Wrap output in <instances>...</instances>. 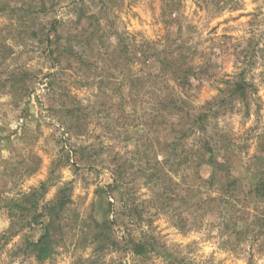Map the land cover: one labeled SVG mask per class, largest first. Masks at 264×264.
I'll use <instances>...</instances> for the list:
<instances>
[{
  "label": "rangeland",
  "instance_id": "1",
  "mask_svg": "<svg viewBox=\"0 0 264 264\" xmlns=\"http://www.w3.org/2000/svg\"><path fill=\"white\" fill-rule=\"evenodd\" d=\"M46 33L73 47L49 55ZM262 179L264 0H0V264H264Z\"/></svg>",
  "mask_w": 264,
  "mask_h": 264
},
{
  "label": "trees",
  "instance_id": "2",
  "mask_svg": "<svg viewBox=\"0 0 264 264\" xmlns=\"http://www.w3.org/2000/svg\"><path fill=\"white\" fill-rule=\"evenodd\" d=\"M28 10V9H27ZM57 23V21H56ZM51 28H56L55 22L52 23L50 26ZM45 50H48L49 55H53L54 48L58 50L66 49V48H72L73 45L71 44V41L68 40V43H65L63 39H52V35L50 33H46L45 37ZM122 44H118L116 48L120 47ZM162 52H158V60L161 63V71L165 72L167 78H172L175 81H180L181 84H190L189 74L190 71L186 70V68L183 67V63L178 64L177 57L178 54L175 52L168 53L166 55H162ZM137 54V53H136ZM141 56V53H140ZM245 84L246 80L244 78H240L239 81L234 82L230 88L231 93L233 91L235 92H244L245 90ZM244 96V93L241 94ZM198 122L203 123L207 119V115L200 114L197 116ZM202 126V125H201ZM233 179L229 180L230 185L237 186V178L232 177ZM111 186H117V180L114 179L113 183H111ZM255 195L260 198L264 199V179L260 180V182L256 185L255 189ZM61 195L58 197V199L55 202H52V204H47L45 208L47 209L46 213H41L38 216H46L47 221L44 225V231L43 233L37 238V240H28L27 242V249H29L36 259L38 260H44L48 258L54 251L53 243L55 242V234L57 233V228L61 226V219H62V212L65 210V207L67 203L69 202V194L66 189H62L60 191ZM39 203L38 197L33 193H25L22 194L18 204L16 207H20L21 209L26 204H32L34 207L37 206ZM13 216V214H11ZM38 216H35L33 218L34 222H38ZM111 224L110 221L108 222H102L95 220V226L99 228L98 231H95L94 239L97 241L98 239L107 241V239H110V235L107 232V227ZM132 250L135 254H144L145 251L149 248V245L146 240L140 239L139 241H132Z\"/></svg>",
  "mask_w": 264,
  "mask_h": 264
}]
</instances>
